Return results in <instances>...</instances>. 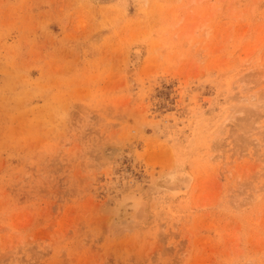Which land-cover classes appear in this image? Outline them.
<instances>
[{
	"label": "rangeland",
	"instance_id": "1",
	"mask_svg": "<svg viewBox=\"0 0 264 264\" xmlns=\"http://www.w3.org/2000/svg\"><path fill=\"white\" fill-rule=\"evenodd\" d=\"M0 264H264V0H0Z\"/></svg>",
	"mask_w": 264,
	"mask_h": 264
},
{
	"label": "bare ground",
	"instance_id": "2",
	"mask_svg": "<svg viewBox=\"0 0 264 264\" xmlns=\"http://www.w3.org/2000/svg\"><path fill=\"white\" fill-rule=\"evenodd\" d=\"M208 30H209V26H206L205 22L202 21V20H200L193 27V30H190L192 32L191 33L189 32V33L192 34V36H194L196 33H200L198 31H204L205 33H207ZM136 56H138V55H135L134 58H136ZM137 60H135V61H137ZM257 109L259 110L260 108H257ZM174 168L175 167H173L172 169L168 170L164 175L160 176V178H158L157 181H155L156 182L155 183L156 186L159 189L162 186L164 192H166L169 196L176 197L178 195L185 194V193L188 192L187 190H190V188L196 186V184L198 182L201 185V183H202V179L201 178H200L201 181L198 178L199 181L198 182L197 181L195 182V180L189 174H180V172H178L177 170H175L176 168L175 169ZM203 184L204 183H202V185ZM210 196H211V194H210ZM139 201L140 200H138L137 197H131V196L128 197V198L122 199L120 201V203H119L118 208L115 211V212H117L116 213L117 214L116 216H118V218L121 219L122 217L125 216L126 212H128L129 210H132V217H133V219H136L137 221H141V219L143 218V216H144L145 213L143 211V206H142L141 202H139Z\"/></svg>",
	"mask_w": 264,
	"mask_h": 264
}]
</instances>
